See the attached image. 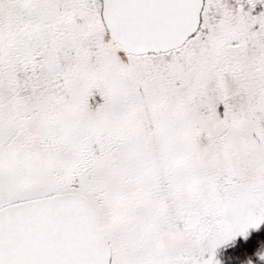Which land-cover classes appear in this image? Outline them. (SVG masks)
<instances>
[{
	"label": "snow or ice",
	"instance_id": "snow-or-ice-1",
	"mask_svg": "<svg viewBox=\"0 0 264 264\" xmlns=\"http://www.w3.org/2000/svg\"><path fill=\"white\" fill-rule=\"evenodd\" d=\"M0 264H264V0H0Z\"/></svg>",
	"mask_w": 264,
	"mask_h": 264
}]
</instances>
